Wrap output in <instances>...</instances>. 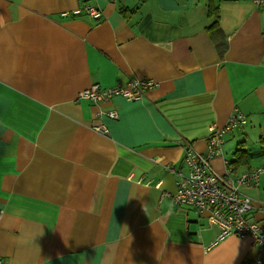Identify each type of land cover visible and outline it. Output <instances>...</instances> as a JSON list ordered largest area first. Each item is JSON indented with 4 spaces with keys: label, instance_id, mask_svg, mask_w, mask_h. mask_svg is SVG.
I'll use <instances>...</instances> for the list:
<instances>
[{
    "label": "crops",
    "instance_id": "0c3cea01",
    "mask_svg": "<svg viewBox=\"0 0 264 264\" xmlns=\"http://www.w3.org/2000/svg\"><path fill=\"white\" fill-rule=\"evenodd\" d=\"M214 1L218 44L208 0H0L1 264H264L252 237L216 241L171 199V170L188 171V147L207 155L211 124L246 118L210 159L220 174L239 143L264 145V1ZM173 9L196 22L172 24ZM130 79L157 85L135 102L79 98ZM247 164L264 177L263 153ZM258 185L240 191L264 235Z\"/></svg>",
    "mask_w": 264,
    "mask_h": 264
},
{
    "label": "built area",
    "instance_id": "2783aa9c",
    "mask_svg": "<svg viewBox=\"0 0 264 264\" xmlns=\"http://www.w3.org/2000/svg\"><path fill=\"white\" fill-rule=\"evenodd\" d=\"M257 2L261 4L263 0H257ZM87 10L99 15L92 8ZM156 85L153 81L137 79H130L125 85H116L111 88L94 85L81 92L79 98L103 103L112 96H120L127 101L135 102L141 100L143 95L153 90ZM107 116L117 119L115 111L108 112ZM244 124H246V118L240 112L221 127L211 124L208 128L207 155L191 147L186 149L183 162L188 171L183 173L171 170L178 178L176 192L171 195V199L175 203L192 207L210 227H214L217 230L216 241L230 236L241 238L250 236L258 250L262 251L264 235L259 224L250 220L249 217L255 209L253 201L238 190L239 184L257 181L259 172H254L252 175L244 174L232 181L229 177L214 171L210 163V159L217 151V146L221 143L223 132ZM260 210L264 213V204ZM261 260L256 258L254 262L261 264Z\"/></svg>",
    "mask_w": 264,
    "mask_h": 264
},
{
    "label": "trees",
    "instance_id": "16d2710c",
    "mask_svg": "<svg viewBox=\"0 0 264 264\" xmlns=\"http://www.w3.org/2000/svg\"><path fill=\"white\" fill-rule=\"evenodd\" d=\"M208 1L209 2H207V5H206V8H207V17L210 18V19H212V20L210 21L211 23L209 24V26L206 27V31L209 33L210 37L213 40H215L216 43L218 44V43H220L218 41H219V35L221 34L220 27H219V21H218V19H219V8H218V6H217V4L215 3L214 0L213 1L212 0H208ZM107 88H111V87H107ZM114 97H119V96H112L107 101L113 100ZM125 101H127V100H125ZM91 102H93V101H91ZM129 102H131V101H129ZM93 103L94 104H99V103H95V102H93ZM103 103H104V101H103ZM235 128H237V127H235ZM233 129L234 128H232V129H230L228 131L223 132V134L221 136V143L217 146V151L213 155V157H216V156H219L220 154H222V145L224 143V136L226 134H228V133H231V131ZM238 148L239 149H237V150L234 151L233 155L234 156H236L237 154H239V156L244 155L243 158L238 159L239 161H241V163L236 164L237 158H235L231 163H229V168H228V163H227V170H226V172L223 175L226 176V177H229L232 181H235L237 178L241 177L244 174L252 175L254 172H257L258 171L259 172L258 179H259L260 173L262 171L261 168H256V167L251 168L250 167V169H248V167H245V166L248 165L247 164L248 163V154L246 155V150L244 149L243 143H239L238 144ZM262 153L264 154V149H263ZM258 179H257V181H258ZM257 181H254L253 180L252 182L239 184L238 185V190H241L240 189V186L241 185L252 186L255 183H257ZM252 201H253V199H252ZM176 204H179V203H176ZM179 205H182V204H179ZM198 217L203 220V218L200 217L199 215H198ZM205 225L206 224H204L203 226L206 227ZM211 228H214V227H211ZM0 262H1V259H0Z\"/></svg>",
    "mask_w": 264,
    "mask_h": 264
},
{
    "label": "clouds",
    "instance_id": "9594fccd",
    "mask_svg": "<svg viewBox=\"0 0 264 264\" xmlns=\"http://www.w3.org/2000/svg\"><path fill=\"white\" fill-rule=\"evenodd\" d=\"M187 16L189 25H193L196 22L197 13L195 10L190 12H184L182 9H173L168 13V17L172 24L178 23L180 17Z\"/></svg>",
    "mask_w": 264,
    "mask_h": 264
},
{
    "label": "rangeland",
    "instance_id": "374dc122",
    "mask_svg": "<svg viewBox=\"0 0 264 264\" xmlns=\"http://www.w3.org/2000/svg\"><path fill=\"white\" fill-rule=\"evenodd\" d=\"M98 15H94L93 17H96ZM264 149V145H259L257 143H254L253 146L251 148H249L248 150H246V155L249 154V155H252V157L255 159L257 157H260L261 156V153ZM234 150L231 151V153L233 152ZM256 169V168H255ZM259 183V185H258ZM264 183V177H263V174L260 175V178L258 179L257 183H255L254 185L252 186H255V185H258V187H261V185ZM247 188L248 186L247 185H241L240 186V189L242 190L243 188Z\"/></svg>",
    "mask_w": 264,
    "mask_h": 264
}]
</instances>
